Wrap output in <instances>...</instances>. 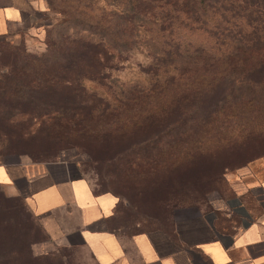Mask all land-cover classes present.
Listing matches in <instances>:
<instances>
[{"label":"trees","instance_id":"trees-1","mask_svg":"<svg viewBox=\"0 0 264 264\" xmlns=\"http://www.w3.org/2000/svg\"><path fill=\"white\" fill-rule=\"evenodd\" d=\"M47 4L57 29L42 53L6 65L0 105L10 116L29 105L55 144L76 141L102 154L104 176L119 188L102 192L172 188L185 171L198 180L203 161L215 181L223 168L264 156V0ZM141 5L158 15L148 24L144 80L120 84L112 72L128 58Z\"/></svg>","mask_w":264,"mask_h":264},{"label":"crops","instance_id":"crops-1","mask_svg":"<svg viewBox=\"0 0 264 264\" xmlns=\"http://www.w3.org/2000/svg\"><path fill=\"white\" fill-rule=\"evenodd\" d=\"M42 0H0V39L27 26ZM241 177L227 208L237 216L217 231L199 211L179 214L165 229L123 234L117 198L96 192L79 164L0 163V186L22 197L56 252L76 264H264V177Z\"/></svg>","mask_w":264,"mask_h":264},{"label":"rangeland","instance_id":"rangeland-1","mask_svg":"<svg viewBox=\"0 0 264 264\" xmlns=\"http://www.w3.org/2000/svg\"><path fill=\"white\" fill-rule=\"evenodd\" d=\"M42 2L43 10L35 14L27 26L0 39V74L16 55L42 53L47 33H53L57 29L60 22L58 15L48 8L47 0ZM139 10L144 20L137 22L140 29L132 40H129L131 46L126 52L128 58L119 61L118 68L112 72V76L117 78L120 84H133L144 80L140 66L146 65L148 61L149 50L145 46V43L151 42V28L148 30V24L155 21L158 15L156 10L146 5H141ZM200 35L199 39L203 40L202 34ZM87 85L103 91L99 85L90 82ZM19 108L21 113L10 116L0 105V163L39 166L57 160L72 161L79 164L82 173L96 192L119 189L115 182L104 176L102 154L76 141L58 146L55 140L50 139L51 136L40 121L41 118L28 116L35 112L34 109L29 105ZM259 119L264 121V111ZM200 165L203 169L197 171L200 174L198 180L195 170L185 171L180 175V183L172 188L163 186L164 189L160 190L146 187L141 193L118 190L120 195L116 196L118 202L115 207V219L119 231L129 234L141 229L168 227L177 215L189 211L205 214L217 231L230 229L237 222V216L227 207L235 196L237 181L240 175L245 176L243 173L263 178L264 156L243 166L232 165L223 168L220 178L215 181L206 178L209 173L208 162L203 161ZM171 190L177 192L173 194L177 198L167 204L163 203L164 195H169ZM0 226L3 228L0 264H76L67 253L66 257H63V254L56 252L48 243L24 200L20 197H9L1 186Z\"/></svg>","mask_w":264,"mask_h":264}]
</instances>
